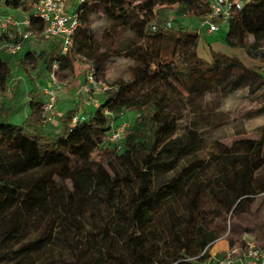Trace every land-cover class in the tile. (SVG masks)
Instances as JSON below:
<instances>
[{
	"label": "trees",
	"instance_id": "1",
	"mask_svg": "<svg viewBox=\"0 0 264 264\" xmlns=\"http://www.w3.org/2000/svg\"><path fill=\"white\" fill-rule=\"evenodd\" d=\"M36 1L0 0L6 6L0 15L21 11L30 18V29L37 34V40L44 42L37 53L24 46L15 55L0 54V264H36L34 253L38 246L31 243L47 237L46 229L53 221L72 224L83 219V208L95 191L105 192L116 221L102 234L103 246L84 264H201L209 256L208 249L197 257L192 255L194 262L183 257L164 263L157 256L161 239L146 229L152 223L153 203L160 198L159 195L152 199L155 192L151 172L164 166L174 168L200 142L192 129L172 137L175 100L182 95V89L194 94L214 83H224L230 89L251 87V82L260 77L257 67H248L235 57L219 53H212L209 62L197 56L198 33L187 29L182 17L196 15L201 7L204 14V0H83L78 4L74 0L78 25L72 45L64 54L59 40L41 36L45 23L33 16L32 5ZM95 8L109 23L103 32L105 50H101L103 43L91 28ZM152 23L156 24L154 31L150 28ZM227 23L223 41L228 46H243L247 35L264 43V0L248 3ZM125 33L127 36L116 45ZM169 43L173 45L172 58L166 54ZM112 52L131 60L128 77L117 78L103 92L96 107L78 113L80 108L74 105L61 114L58 130H47L40 114L43 92L35 89L29 92L30 114L21 124L10 123L21 98L19 80L10 84L12 61L19 67L29 64L38 74L53 71L55 77L62 78L72 70L77 56L83 55L92 66L77 75L76 84L86 78L88 70H94L95 77L102 74ZM6 91L10 94L3 97ZM121 112L134 115L123 132L117 153L114 146L101 145L109 130V117ZM73 115L77 116L74 123ZM104 156L116 158L136 180V185H131L129 202L115 200V191L123 182L128 184L129 179L114 171L110 160L103 162ZM167 160L170 162L165 163ZM253 169L256 168L240 165L228 180L233 188L230 207L249 205L255 193ZM225 174L220 176L224 182ZM191 175L182 168L161 185L165 188L160 194L165 195L169 188H183ZM259 189L264 191V182ZM217 196L222 200V196ZM42 225L45 228L38 236L31 237ZM196 235L200 251L205 246L210 248L217 239L213 231L201 227L196 229ZM185 239L184 247H190ZM79 249L85 251L89 247Z\"/></svg>",
	"mask_w": 264,
	"mask_h": 264
},
{
	"label": "rangeland",
	"instance_id": "2",
	"mask_svg": "<svg viewBox=\"0 0 264 264\" xmlns=\"http://www.w3.org/2000/svg\"><path fill=\"white\" fill-rule=\"evenodd\" d=\"M203 9L201 7L197 10L196 15L182 17L187 29H196L198 33L197 56L206 62L211 60L212 53L235 57L248 67H257L260 77L251 82V87L242 85L230 89L224 83H214L194 94H188L182 89V95L176 98V120L172 137L183 135L187 129H192L200 138V142L188 154L182 156L174 168L167 169L164 166L151 172L152 190L155 192L152 199L158 198L159 195L160 198L153 203L152 223L146 229L153 230L154 237L161 239L157 256L164 263H174L175 258L183 257L194 262V257L204 249L210 252L215 251L213 248L217 247L218 253L228 245L241 244L248 240L264 245V191L259 189L264 182V43L247 35L243 46H228L223 41L228 31V23L221 24L218 31L210 34L205 32V28L199 27ZM3 11H6V6L0 4V13ZM12 14L18 17L24 15L19 10L13 11ZM108 27V21L102 16L99 8H95L91 17V28L103 43L101 50L106 49L107 42L103 41V32ZM125 36L126 33L122 34L116 40V45ZM43 43L35 38L24 42L23 47L37 53ZM172 49L173 45L167 44L166 54L169 58L174 57ZM77 58L72 70L66 71L62 78L56 77L59 87L55 89L54 122L45 124L47 130H58L61 114L74 105L79 106L78 113L94 107L102 99L103 92L110 88L117 78L128 77V68L132 63L131 60L112 52L104 65L103 73L95 77L96 85L93 87L87 83L86 78L74 84L77 75L92 66L91 61L83 55ZM10 66L13 73L10 84L18 79L21 87L19 104L10 118V123L18 125L31 112L29 92L35 89L42 92V87L49 85L50 81L48 73L38 74V70L29 64L19 67L12 61ZM9 94L10 91H6L3 97ZM44 97L43 95V100ZM40 114L42 116L41 109ZM133 115L129 112H123L122 116L120 113L112 114L107 122L109 130L104 137L109 131L120 128L123 122L128 125ZM74 118L75 115L72 116L71 122ZM101 146L113 148L105 139ZM120 150L117 149L116 152L119 153ZM109 160L114 171L129 179L128 184L123 182L120 189L114 193L116 201L126 203L130 201L133 191L131 185L135 186L136 180L116 158L104 156L103 162ZM234 161L235 164H232ZM240 165L256 168L253 169L252 181L255 193L248 206L230 207L233 188L228 184V180ZM182 168H187V171L192 173L188 184L178 191L169 188L170 191L165 195L160 194V190L165 188L162 189L161 185L176 176ZM224 172L226 182L220 177ZM218 191H221V194H218ZM217 195L222 196V200H219ZM83 210V219L72 221V224L61 220L53 221L46 229L47 237L41 236V241L31 243L38 246L37 252L34 253L36 264H84L85 260L96 253L98 247L103 246L102 234L107 228L111 229L116 221L105 192L90 193ZM198 227L213 231L216 235L217 239L210 248L205 246L200 251L196 245ZM44 228L45 225H42L31 237L38 236ZM185 237L188 238L190 247H184ZM82 246H88L89 249L82 251L79 249Z\"/></svg>",
	"mask_w": 264,
	"mask_h": 264
},
{
	"label": "built area",
	"instance_id": "3",
	"mask_svg": "<svg viewBox=\"0 0 264 264\" xmlns=\"http://www.w3.org/2000/svg\"><path fill=\"white\" fill-rule=\"evenodd\" d=\"M82 1L76 0V3ZM204 1L207 11L201 16L199 27L205 28V32L210 34L218 31L221 24L227 23L235 13L254 0ZM73 4L74 0H38L32 5L33 16L45 23L41 36L59 40L62 54L71 47L72 35L78 25ZM30 26L31 20L27 15L21 18L13 14L0 15V54L15 55L22 51L24 42L35 39L37 34L30 29ZM150 28L156 30V24L152 23ZM55 67L56 62L53 64V69ZM48 74L50 84L42 87L45 97L40 107L45 124L54 122L55 89L59 87L53 71ZM86 80L89 85L93 87L96 85L94 70L91 69L87 73ZM97 105L98 103L94 107ZM120 115L122 116L123 113L121 112ZM76 120L77 116L73 119V123ZM126 126V122H123L120 128L109 131L105 137L106 142L120 149ZM201 264H264V245L251 240L241 244H231L218 253L209 252V256Z\"/></svg>",
	"mask_w": 264,
	"mask_h": 264
},
{
	"label": "crops",
	"instance_id": "4",
	"mask_svg": "<svg viewBox=\"0 0 264 264\" xmlns=\"http://www.w3.org/2000/svg\"><path fill=\"white\" fill-rule=\"evenodd\" d=\"M22 16H23V15H22ZM220 245H221V244H220ZM216 248H217V247H216ZM216 248H213V249H215V251H211V250H210V253H212V254H213V253H216V252H217V249H216Z\"/></svg>",
	"mask_w": 264,
	"mask_h": 264
}]
</instances>
